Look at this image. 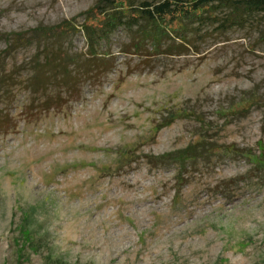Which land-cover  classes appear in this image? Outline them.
<instances>
[{
  "label": "rangeland",
  "instance_id": "rangeland-1",
  "mask_svg": "<svg viewBox=\"0 0 264 264\" xmlns=\"http://www.w3.org/2000/svg\"><path fill=\"white\" fill-rule=\"evenodd\" d=\"M101 1L0 0V54L8 34L80 29ZM199 27L173 56L127 54L118 30L49 107L24 86L0 93V264H264V16ZM63 44L88 53L79 30ZM38 48L14 47L7 72L29 79ZM202 141L216 152L183 177L157 160Z\"/></svg>",
  "mask_w": 264,
  "mask_h": 264
},
{
  "label": "trees",
  "instance_id": "trees-1",
  "mask_svg": "<svg viewBox=\"0 0 264 264\" xmlns=\"http://www.w3.org/2000/svg\"><path fill=\"white\" fill-rule=\"evenodd\" d=\"M254 15L264 16V0H102L85 14L86 24L80 29L75 21H71L59 26H40L29 33L6 35L8 47L0 54V93L9 95L17 86H24L32 96L42 95L46 99L44 105L49 107L52 101L58 103L66 96L73 95L79 79L87 72L93 73L92 68L98 64L97 61H101L99 45L107 42L118 30L127 31L133 38L129 50L125 52L127 54L139 52L142 44L149 42L153 50L173 56L177 54L176 49L185 50L192 46L189 34L195 24L200 26L195 29L196 33L205 26L215 25L222 32H227L244 27ZM91 20L98 24L89 25L87 22ZM78 30L87 39L88 53L85 55L72 54L63 44ZM177 40L181 42L179 47L175 45ZM32 45H37L38 49L42 47L43 51L38 53L29 79L22 81L21 70L7 72L6 60L14 47ZM81 71L82 76L79 75ZM51 90L57 92L55 97L48 95ZM35 102L34 99L32 104ZM1 117L0 113V130L6 132L9 130V117L4 116L3 121ZM177 118L180 116L174 120ZM172 123L169 121L166 126ZM215 149L207 147L202 141L157 160L177 164L183 177L189 163L196 164L200 157L211 155L216 152ZM236 181L230 180L226 185L236 184Z\"/></svg>",
  "mask_w": 264,
  "mask_h": 264
}]
</instances>
